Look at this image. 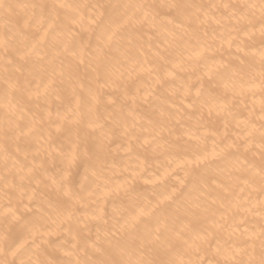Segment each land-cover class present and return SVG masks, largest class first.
Returning <instances> with one entry per match:
<instances>
[{
    "label": "bare ground",
    "instance_id": "bare-ground-1",
    "mask_svg": "<svg viewBox=\"0 0 264 264\" xmlns=\"http://www.w3.org/2000/svg\"><path fill=\"white\" fill-rule=\"evenodd\" d=\"M0 264H264V0H0Z\"/></svg>",
    "mask_w": 264,
    "mask_h": 264
}]
</instances>
